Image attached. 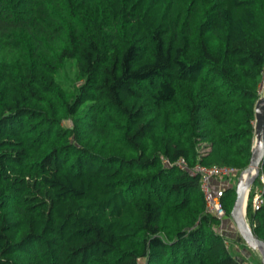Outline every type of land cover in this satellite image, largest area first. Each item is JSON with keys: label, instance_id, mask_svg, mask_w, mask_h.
<instances>
[{"label": "trees", "instance_id": "obj_1", "mask_svg": "<svg viewBox=\"0 0 264 264\" xmlns=\"http://www.w3.org/2000/svg\"><path fill=\"white\" fill-rule=\"evenodd\" d=\"M263 81L264 0H0V264H242L176 161L240 174Z\"/></svg>", "mask_w": 264, "mask_h": 264}, {"label": "water", "instance_id": "obj_2", "mask_svg": "<svg viewBox=\"0 0 264 264\" xmlns=\"http://www.w3.org/2000/svg\"><path fill=\"white\" fill-rule=\"evenodd\" d=\"M264 162V93L256 104L255 142L249 165L240 173L236 184V198L230 217L238 233L252 249L259 250L264 264V241L250 227L246 218L247 195L250 187L260 174Z\"/></svg>", "mask_w": 264, "mask_h": 264}, {"label": "built area", "instance_id": "obj_3", "mask_svg": "<svg viewBox=\"0 0 264 264\" xmlns=\"http://www.w3.org/2000/svg\"><path fill=\"white\" fill-rule=\"evenodd\" d=\"M176 165L180 166L183 169H188L192 173L199 174L201 179V189L203 191L205 201H206V211L210 214L216 216L220 221L224 220L227 217V212L223 204L222 196L224 194V180L227 178L233 177L236 174L240 176L238 171L234 168L212 165L204 166L202 164H196L193 167H189L187 161L183 158L176 161ZM241 173V172H240ZM260 175V174H259ZM222 179L221 183H218V179ZM261 182L264 183V175L260 176ZM250 187L247 195L250 193ZM264 201V189L261 187L257 188L255 197L253 199V205L258 207Z\"/></svg>", "mask_w": 264, "mask_h": 264}, {"label": "rangeland", "instance_id": "obj_4", "mask_svg": "<svg viewBox=\"0 0 264 264\" xmlns=\"http://www.w3.org/2000/svg\"><path fill=\"white\" fill-rule=\"evenodd\" d=\"M70 79H71V77H70ZM263 93H264V81L262 84L261 95H263ZM238 178H239V175H237V174L233 177L227 178L226 180H224V182H226V183H224V187H227L231 184L236 191V184H237ZM217 181H218V183H221V181H223V180L219 178ZM256 191H257V188L255 189L253 196H251V197H250V195L248 196V201L251 199L253 202ZM250 194H251V192H250ZM227 220L229 222L228 228L226 225ZM219 229H221V230L224 229V232H225L224 235L228 238V240H231V242L234 244V246L232 248L236 249L237 251H234L233 249H232V251L241 260L242 264H263L262 256H261L259 250L252 249L244 241H239L236 238L238 230L236 228L235 223L231 219V217H225L224 220L221 221ZM141 263L143 264V261H141Z\"/></svg>", "mask_w": 264, "mask_h": 264}, {"label": "crops", "instance_id": "obj_5", "mask_svg": "<svg viewBox=\"0 0 264 264\" xmlns=\"http://www.w3.org/2000/svg\"><path fill=\"white\" fill-rule=\"evenodd\" d=\"M228 224H229V222H228V220H227V222H226V225H227V228H228ZM221 230V229H220ZM221 232L223 233V234H225V232H224V229L223 230H221ZM231 236V235H230ZM228 245L232 248L233 246H234V244L231 242V240H228ZM234 251H237L236 249H234V248H232Z\"/></svg>", "mask_w": 264, "mask_h": 264}]
</instances>
